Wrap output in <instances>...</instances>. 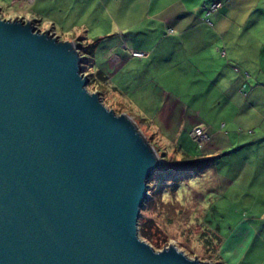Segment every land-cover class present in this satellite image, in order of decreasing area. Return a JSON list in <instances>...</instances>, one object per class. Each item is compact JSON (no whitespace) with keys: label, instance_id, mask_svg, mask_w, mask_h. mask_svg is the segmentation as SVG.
<instances>
[{"label":"water","instance_id":"95a60500","mask_svg":"<svg viewBox=\"0 0 264 264\" xmlns=\"http://www.w3.org/2000/svg\"><path fill=\"white\" fill-rule=\"evenodd\" d=\"M80 63L74 43L0 19V264H209L139 239L158 156Z\"/></svg>","mask_w":264,"mask_h":264},{"label":"crops","instance_id":"0c3cea01","mask_svg":"<svg viewBox=\"0 0 264 264\" xmlns=\"http://www.w3.org/2000/svg\"><path fill=\"white\" fill-rule=\"evenodd\" d=\"M11 1L21 11L7 19L94 42L89 72L104 77L101 87L165 158L175 147L176 160L211 159L212 186L233 195L263 185L264 0H206L219 4L209 25L192 0ZM195 127L208 137L199 149L189 137Z\"/></svg>","mask_w":264,"mask_h":264},{"label":"rangeland","instance_id":"374dc122","mask_svg":"<svg viewBox=\"0 0 264 264\" xmlns=\"http://www.w3.org/2000/svg\"><path fill=\"white\" fill-rule=\"evenodd\" d=\"M205 1L191 2L200 7L202 3H207ZM20 3L0 0V19L12 20L5 17L14 18L21 11ZM40 29L45 31L47 28ZM56 36L60 41H68L72 39V32L64 35L58 33ZM80 67L82 75L89 71L81 64ZM87 90L97 92L104 107L117 115L122 114V104L114 95L105 92L104 88L93 85ZM130 119L144 140L160 156L161 151H158L150 132L136 117L132 116ZM166 146V151L170 150L169 145ZM194 147L202 148L196 145ZM174 150H170V155L174 156ZM209 168H212L211 162ZM261 172L264 173L263 170ZM201 174L198 177L191 173L180 175L181 179L175 189L170 184L166 187L162 181H158L161 174L155 168L147 180V196L151 199L148 200V205L141 208L139 215L149 243L139 239L149 246L154 245L155 251L173 246L188 258L209 264H264V183L251 187L250 190L246 189V193L239 196L232 194V187L229 190L223 185L213 187L212 177L208 172ZM260 180L264 182V177L260 176ZM234 188L243 189L237 186Z\"/></svg>","mask_w":264,"mask_h":264},{"label":"trees","instance_id":"16d2710c","mask_svg":"<svg viewBox=\"0 0 264 264\" xmlns=\"http://www.w3.org/2000/svg\"><path fill=\"white\" fill-rule=\"evenodd\" d=\"M34 30H36V29H34ZM94 46H95L94 42L84 43V42L80 41L79 43L75 44V47L78 51V55L80 56L81 66L83 65L84 67H86L88 69L91 68L92 54H93ZM81 68L82 67H80V72L82 70ZM82 76L86 77V79L88 81L86 84V89H89V87L90 88L93 87V85L102 86L103 82L105 80L104 77L97 70L94 71L93 73L92 72L90 73L88 71L85 75H82ZM154 151L156 152L155 149H154ZM157 156H158V154H157ZM179 156L180 157L178 160L170 159V158L174 159V157L165 158L164 155H162V154H160V156H158L159 165H158L157 169L159 170V174H161V175H159V178H157V179H158V181L159 180L162 181V183H164L165 184L164 186H166V187H168L167 185L170 184L169 186H171V188L176 189L177 184L181 179L180 175H182V174L191 173L195 177L202 175L201 173L205 174L207 172V169L209 168V164L211 162V159L202 160V159H198L197 156L194 157V156H187V155H183V154H181ZM152 173H153V171H152ZM152 173H151V175H152ZM176 177H178V178L173 179ZM148 190H149V187L147 188V192H148ZM154 191H157V189L156 190L154 189ZM147 198H148L147 199V202H148V200H150L151 198H150V196H147ZM143 207H144V205H143ZM140 221H141V219L138 218L137 225H136L137 235L140 239L148 241V243H149V240L146 239L147 237H146L145 233L143 232V226H142V223ZM150 246L153 249L154 245L150 244ZM155 249H158V248H155Z\"/></svg>","mask_w":264,"mask_h":264},{"label":"built area","instance_id":"2783aa9c","mask_svg":"<svg viewBox=\"0 0 264 264\" xmlns=\"http://www.w3.org/2000/svg\"><path fill=\"white\" fill-rule=\"evenodd\" d=\"M219 8V4L217 2H211V3H202L200 6V10L203 14L204 22L209 25L208 18L214 14ZM130 56L134 58H142L143 55L142 53L139 52H130ZM189 137L192 140V142L197 146V147H202L208 140V137L206 135V132L204 129L200 127H195L193 128L190 133Z\"/></svg>","mask_w":264,"mask_h":264}]
</instances>
